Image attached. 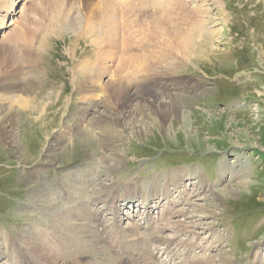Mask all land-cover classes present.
<instances>
[{"label":"rangeland","instance_id":"obj_1","mask_svg":"<svg viewBox=\"0 0 264 264\" xmlns=\"http://www.w3.org/2000/svg\"><path fill=\"white\" fill-rule=\"evenodd\" d=\"M3 1L6 0H0V3ZM52 1H15L12 9L15 15L11 14L8 16L10 18H6V24H13H7L0 32V71H4L9 60L6 57H17L15 48L12 49L5 42L6 37L19 27L32 32L45 29L42 32L45 35L38 38L40 44L37 42L39 50L43 49L39 52V61H44L40 63L44 68V77L39 80L38 87L25 94L30 99L34 97V108L30 112H18L13 119L18 134L15 140H3L0 137V264L28 263L21 259V256L29 254L24 242L26 237L20 235V231L42 213L24 205L31 203L28 198L29 190L44 184L58 186L67 171L99 166L104 156L112 154H118L122 159H105L108 165L115 168V173L108 176L107 184L117 181L119 186H131L132 182L148 177L156 178V175L170 170L182 172L191 166L197 167L206 182V186L201 188L199 180L194 182L185 180V177L180 178V186L184 185L187 192L191 190L194 193L188 194L186 205L180 200L181 204L178 203L177 199L180 197L177 194L173 195H177L175 206L161 201L146 209L134 199L127 205V209L122 205L123 208L118 206L120 210L117 211L118 204L114 205V216L102 203L94 205L101 217H104L102 219L109 230H130L136 225L139 228H134L143 235L121 241L119 247L123 251L117 248L120 251L117 253L119 258L123 259L126 252L133 254V258L138 257V252H144L145 258L137 259L139 264H264V0H203L206 6L202 10L208 11L206 18L201 16L206 24L205 28L218 30L206 45H202L200 38L197 39V46L205 53L203 59L186 61L177 54L176 46L170 49L160 42L159 37L155 39L148 35L147 41L139 42L135 51L140 56L149 57L135 59L132 66L138 67L139 74L128 75L129 79L144 97L151 100L155 97L158 99L156 101L162 102L169 98L175 107L174 110L168 109L169 116L164 125L155 120L152 110L144 109V112L138 114L135 124L138 128L142 126L145 131L139 134L136 131L139 129H134L136 136L130 133V120L123 119L124 124H119L116 128L117 131L120 129L118 133L120 132L122 139V143L117 146L109 143L104 146L97 137V141H91L86 134L80 141L76 133H71L83 110L81 108L84 107L80 101L83 93L77 90L74 80L77 79L78 65L88 59L90 62L100 60L102 55H97L99 50L97 48V52L96 46L86 35L84 26L79 27L82 25L81 20L86 19L88 14L91 15V4L83 3L72 10L71 17L75 27L67 26L56 32L53 29L54 22L48 21ZM66 1V8L76 2ZM200 1L202 0H194L190 4L191 8L200 7ZM135 14L141 17L144 16V11ZM187 14V17L185 13L171 18L170 15L165 18L163 14L158 17L170 34V26L183 32L187 30L189 11ZM136 24L139 25L138 22ZM26 25H30V28ZM27 36L29 39L30 35ZM43 39L47 40L44 42ZM98 63L94 66L96 69ZM110 79L108 75L103 76L102 82L109 83ZM102 98L97 101H102ZM171 111H176L177 116H171ZM89 113L91 117L89 116L88 121L90 119L94 122L104 115L95 111ZM92 116L95 118L92 119ZM61 132L71 133L70 138L61 141ZM222 159L225 160V166L231 169L230 175L233 172L241 174L242 162H247V185L234 198H216L212 195L211 189L216 186L223 189L228 183L226 180L229 174L226 175V180L215 184V168ZM231 186V190L238 191L237 184L232 183ZM185 194L181 198H185ZM165 207L171 211H167ZM60 210L62 212L59 217L63 219L65 211L62 208ZM176 210L183 211L185 215L174 218V221L170 216ZM116 213L120 218L116 217ZM67 221L70 223L68 218ZM172 221L186 224V231L190 232H179L177 239L180 244L178 247L172 246L168 254V250L164 249L166 246L152 245L147 240L151 234L155 235L158 226L165 227L166 224L168 226L160 230L158 235L165 239L173 237L175 233L169 226L174 223ZM70 224L62 233L74 234L75 226L72 222ZM76 226L79 227L76 233L80 234L82 229ZM69 228L72 230H68ZM42 232H36L38 237H46L49 231ZM14 235L19 236L17 241L13 238ZM144 239L146 243L142 244ZM187 241L195 243L192 250L187 251L181 245ZM13 242L20 245V259ZM46 242L51 245L52 240Z\"/></svg>","mask_w":264,"mask_h":264},{"label":"bare ground","instance_id":"obj_2","mask_svg":"<svg viewBox=\"0 0 264 264\" xmlns=\"http://www.w3.org/2000/svg\"><path fill=\"white\" fill-rule=\"evenodd\" d=\"M15 1L17 0H6L3 1L2 4L0 3V32L7 27V24L8 26L13 24L12 22L6 24V18H10L8 16L11 14L15 15L14 10H12ZM75 1L76 2L74 4H69L66 8L68 3L66 0H53L51 2V10L49 9L50 15H48V21L50 23L54 22L55 27L53 29H55V31H62L64 28H67V26L75 27V24L72 22L73 17H71L72 10L83 3H90V7H92V9H90L91 11L89 13L91 15L88 14V17L86 19L83 18V20L78 18L79 21L81 20L82 25L80 23L78 24L81 25H79L80 28L84 26V31L87 33L86 35L91 39V42L94 43L96 50L97 48L99 50V52L97 50V55L102 56L100 60L97 59V61L90 62V59H86L87 61H85L82 65L79 64L78 70L76 71L78 74L76 75L78 80L73 77L77 83V90L83 93L81 95L82 100L80 101L83 102L84 107L81 108L83 110L79 114L76 121V127L71 131V133H76L79 136L80 141L86 134V136H90L89 138L91 141H97V137L104 146L108 143L117 146L122 143V139H120L119 136L120 132L118 133L120 129L117 131L116 128L119 124H124L122 123L123 119L130 120L131 124L129 125V130L131 131V134L133 133L136 136V133L133 132L136 128L139 129L136 130L139 134L145 131L142 129V126L141 128L136 127L138 125L135 123L138 121L136 119L138 114L144 112V109L146 108L153 111L152 113L156 116L155 120L159 124L164 125L167 117L169 116L168 109L171 108L174 110L175 107L172 103V99L166 98V101L162 102V100L156 101L158 99L155 97L152 100L151 98L144 97L141 91L136 89L135 84L128 77V75L139 74V71L137 70L138 67L132 66V63L136 61V58L149 57L140 56V54L135 51L136 46H138V43L143 40L147 41L146 39L149 35V37H154L155 39L158 37L161 38L160 42L166 44V46L168 45L169 48H174L176 46L178 49L177 54L181 55V57L186 59V61L197 60L199 58L203 59L205 53L199 48L200 46H197V39L200 38L202 40V45H206L209 38H212V35L218 33V30L215 28L214 30H206L205 28L206 24L201 18V16L206 18L208 12H206V10H202L204 6H206L205 2L202 0L200 1V7L191 8L190 4L194 2V0ZM93 8H96V10ZM46 9H44L45 12ZM142 11H144V16L138 17V14H135L142 13ZM188 11L190 18L186 19L187 24L183 23L184 25H187V30L185 29L184 32L181 29H176L175 26H170L172 29L169 34L166 31L167 27L165 28L162 26V21L158 17L163 14L165 18L167 15H170L171 18L173 15L178 16L180 13H185L187 17ZM46 13L48 14V11ZM132 15L135 16L132 17ZM181 15L183 16L184 14ZM37 16L35 18L38 19ZM220 16L222 15L220 14ZM136 22H138L139 25H137ZM26 26H29L30 28V25ZM173 28L175 29L173 30ZM43 30L45 29L42 28L39 31L37 30L32 32V30L27 31L26 29L19 27L6 37L5 42L9 44L12 49L15 48L14 52L17 57L15 59H13L14 57L12 59L6 57L7 60L9 59L7 61L8 66L5 67L4 71H0L2 72L0 73V137L3 140L13 141L18 136L16 132L17 128H14L15 123L13 121L16 114L22 111L30 112V110L34 108L32 107L34 97L30 99L25 96V94H28V92L33 91L36 87H38L39 80L44 77V68L41 67L42 64L40 65V63L44 61H39V57H41V53L39 52H42L43 49L41 48L42 50H39V47H37L40 44L38 42V38L40 35H45L42 34V32L44 33ZM82 33H84L83 29ZM195 34H197V37ZM27 35H30L29 39H27ZM37 42L39 43L38 45ZM168 54L170 53L168 52ZM177 54L175 56H177ZM3 61H5V59H3ZM106 62H108V64H105ZM96 63H98L97 69L94 67ZM25 68L27 71H25ZM106 75L111 77L109 83L102 82V77ZM90 77H94L96 79L94 80ZM101 97H103L102 101H97ZM147 99L150 100L147 101ZM86 100L88 103H85ZM100 109H103V112H100ZM91 111H95L97 114L104 113V115L102 117L100 116V119L97 118L95 122L90 119L88 121L89 116L91 117L89 113ZM171 112V116H177L176 111ZM147 115L148 114H146V116ZM94 118L95 117L92 116V119ZM184 128L186 127L184 126ZM62 132L61 135H59V139L61 141H65L70 138L71 133L69 135L68 133L65 134ZM103 159L104 160L102 161L100 160L99 166L92 168H89V166L84 169L67 171L61 178L62 180L59 182L58 187L56 185L51 186L44 184V186L38 185L32 190H29L28 198L31 200V203L24 205L37 211L39 210L42 213L36 219H32L31 223L26 228H22L20 231V235H24L26 237L24 242L29 254L21 256V259H23L22 261H24V259L27 260V264H95L96 262L98 264L109 262L110 264H139L137 259L145 258L144 252H138L137 258H133V254L131 255L127 252L125 253L123 259L119 258L117 255V253L123 251L119 247L121 246V241H126L128 238H132L135 235L143 237V235H141V233L137 230L139 227L131 225L133 228L130 230L125 229L121 231L119 228L109 230L108 226L105 225L106 222L102 219L104 217H101L100 211L97 210V206L94 207V205L102 203L105 207H108L107 210L110 214H113V210H115L114 205L118 204L116 206L117 211L120 210V208L118 209V206L121 208L125 206V209H127V205L134 199L137 200L138 205L146 209L151 208L152 205L157 204V202L160 203L161 201L167 202V204L172 206H175V202L177 201L178 203H180V201L181 203L184 202L186 205L189 200V197L187 196L192 191L190 190V192H187L184 185L183 187L180 186L179 181L181 177H185V180L187 179V181L194 180V182H196L195 180H199L198 183L201 185V188L206 186V182H204L202 175L199 173L196 166L186 168L185 170H182V172L171 170L168 173L163 172L158 176L156 175V178L148 177L145 180L132 182L133 185L131 186H119L117 181L107 184V178H109V175L115 173V168H113L112 165H108L105 159H115L118 161L122 159V157L118 154H112L110 156H104ZM224 162L225 160L222 159V161L219 162L215 168V184L226 180V175L229 174V177L226 180V182H228L227 186L223 189H218L216 186L211 189L212 195L214 194L216 198H234L239 192L241 193L244 190V186L247 185V177L245 175L247 172V162L246 160L242 162V166L240 167L241 174L238 175L234 172L230 175L231 169L226 167ZM38 172H40V170H38ZM232 183L237 184V187L239 188L238 191L230 189L233 187L231 186ZM174 194H177L180 198L185 194L187 198H178L176 201L175 198L177 195L176 197H173ZM192 194L194 193L192 192ZM37 203L40 204L37 205ZM66 206L70 209L66 208ZM61 208L65 211L63 212V219H60L59 217L62 212L60 210ZM166 209L167 211L170 210L168 208ZM184 215L185 213H183V211L176 210L170 218L174 220V218L179 216L184 217ZM117 216L118 214L116 217ZM67 218L70 223L72 222L75 226L73 228V235H66L62 233L63 230L67 229L71 225L68 223ZM118 218H120V216H118ZM76 225L80 226V229H82L79 231L80 234L76 233L77 228H79ZM134 226H136L137 229L134 228ZM166 226L168 225L166 224ZM166 226H160V228L158 226V230H156L155 235L153 236L151 234L149 240L147 241H149L152 245L161 244L166 246L164 249L168 250V253L172 246L178 247L180 244L177 239L178 233L181 231L188 233L190 231H186L188 230L187 225L179 221L170 223L169 226H171L175 235L173 234V237L165 239L158 234L160 233V230L166 228ZM113 227H115L114 224ZM43 230H47V232L49 231V239L52 240L51 245L47 244L48 241L46 242V240H49L48 234L46 237L39 235L41 238L39 239L38 233L36 232H42ZM68 230L71 231L72 229L69 228ZM47 232L43 231L42 233ZM18 237V235L13 236L16 241L19 239ZM143 243H146L145 239L142 241V244ZM14 244L15 245L13 247H15V252L18 254L20 259L22 250L20 245L17 243ZM11 245L12 243L10 246ZM181 245H183L184 248H187V251L190 249L192 250L195 247V243L192 241H187ZM118 247L120 251H117ZM133 247H135V245ZM133 247L131 248L132 253L134 250ZM197 248H199V246H197Z\"/></svg>","mask_w":264,"mask_h":264}]
</instances>
